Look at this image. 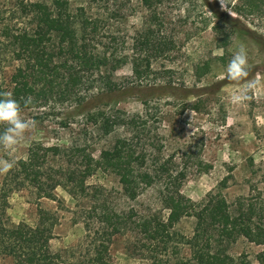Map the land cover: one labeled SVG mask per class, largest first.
I'll return each mask as SVG.
<instances>
[{
    "label": "trees",
    "instance_id": "16d2710c",
    "mask_svg": "<svg viewBox=\"0 0 264 264\" xmlns=\"http://www.w3.org/2000/svg\"><path fill=\"white\" fill-rule=\"evenodd\" d=\"M99 2L86 0L74 6L70 0H8L0 8V94L11 92L24 112L54 95L75 100L80 87L89 82L97 86L98 95L112 93L120 88L114 75L128 63L141 82L150 72L152 55L138 66L127 52L116 51L110 33L100 25ZM235 4L239 13H246L260 8L264 0H236ZM220 42L222 48L228 44L226 39ZM136 45L154 56L168 51V43L153 41L149 32ZM7 57L10 62L5 61ZM8 62L12 70L7 74ZM206 72L197 73V78ZM29 97L32 103L26 105ZM95 117L103 136L121 131L97 156L73 144L64 148L32 144L4 175L0 264H66L62 253L51 248L57 224L51 212L37 203L33 226L13 223L7 213L8 196L22 190L37 201L48 199L61 205L55 194L58 188L75 201L72 214L85 232L81 258L86 264H110L109 249L118 235L129 236L127 251L141 264H250L231 255L230 249L240 238L264 245L263 192L251 185L254 195L229 203L220 192L211 191L182 213L177 203L185 173L139 147L146 115L115 110L100 111ZM250 166L264 184V164L257 170L252 161ZM97 171L113 174L118 191L90 185L88 180ZM114 191L117 197L109 194ZM150 192L152 198L142 200ZM184 217L194 221L188 236L176 230Z\"/></svg>",
    "mask_w": 264,
    "mask_h": 264
},
{
    "label": "rangeland",
    "instance_id": "374dc122",
    "mask_svg": "<svg viewBox=\"0 0 264 264\" xmlns=\"http://www.w3.org/2000/svg\"><path fill=\"white\" fill-rule=\"evenodd\" d=\"M85 1L70 0L74 6ZM7 3L0 0V8ZM235 3L223 0L222 6L221 0H100V25L110 33L114 49L127 52L138 66L143 65L145 56L152 55L150 72L138 82L132 63H128L114 75L120 87L115 92L98 95L97 86L89 82L80 87L75 100L54 95L22 112L25 119L36 122L34 135L15 151L0 149V159L24 157L32 144L61 148L73 144L97 156L121 131L103 136L95 116L100 111L120 110L146 115L139 147L151 157L157 153L160 161H169L171 169L185 173L177 203L182 213L211 191L220 192L229 203L254 195L251 185L264 193L259 174L254 175L250 166L252 161L257 170L264 164V5L239 13ZM147 32L153 41L168 43V51L154 56L138 49V39ZM224 39L228 44L222 48L220 41ZM241 44L249 57L246 79L255 81L257 87L250 91L247 104L238 107L231 103V96L243 83L228 80L225 68ZM9 62L7 74L12 70ZM137 70L142 73V68ZM204 70L207 72L197 78V73ZM49 161L59 164L57 159ZM4 175L0 174V187ZM88 183L108 192L119 189L117 178L102 171ZM115 191L109 194L117 197ZM55 194L61 205L48 199L37 201L26 190L11 193L7 213L13 223L33 226L39 203L57 219L52 250L60 251L66 264H86L81 258L85 232L72 214L75 201L60 188ZM151 198L150 192L142 200ZM193 224L192 218L184 217L176 230L188 236ZM129 240L127 235L114 237L110 264H141L127 251ZM230 254L250 264H264V245L243 238L234 243Z\"/></svg>",
    "mask_w": 264,
    "mask_h": 264
},
{
    "label": "clouds",
    "instance_id": "9594fccd",
    "mask_svg": "<svg viewBox=\"0 0 264 264\" xmlns=\"http://www.w3.org/2000/svg\"><path fill=\"white\" fill-rule=\"evenodd\" d=\"M221 5L223 6V0H221ZM225 74L228 80L238 85L243 83L239 91L231 96V103L238 107L246 105L251 99L249 93L257 87V83L246 79L249 76V57L243 44L232 55L226 65ZM31 103L32 100L29 97L25 104L30 105ZM0 127L3 128L0 132V146L9 151H15L21 143L30 139L36 129L35 121L23 117L21 104L11 92L0 94ZM15 166L14 159H0V174L10 172Z\"/></svg>",
    "mask_w": 264,
    "mask_h": 264
}]
</instances>
